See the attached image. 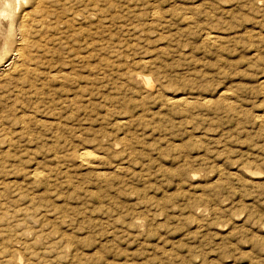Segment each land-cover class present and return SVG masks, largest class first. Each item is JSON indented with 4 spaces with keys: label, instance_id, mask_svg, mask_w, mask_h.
<instances>
[{
    "label": "rangeland",
    "instance_id": "rangeland-1",
    "mask_svg": "<svg viewBox=\"0 0 264 264\" xmlns=\"http://www.w3.org/2000/svg\"><path fill=\"white\" fill-rule=\"evenodd\" d=\"M101 1L0 84V264H264V0Z\"/></svg>",
    "mask_w": 264,
    "mask_h": 264
},
{
    "label": "bare ground",
    "instance_id": "bare-ground-1",
    "mask_svg": "<svg viewBox=\"0 0 264 264\" xmlns=\"http://www.w3.org/2000/svg\"><path fill=\"white\" fill-rule=\"evenodd\" d=\"M93 0H90V2ZM101 1V0H100ZM104 1V0H103ZM69 0H0V84L3 85V88L7 93L11 95L13 103H16L17 100L24 94H37L38 82L45 75L49 79L56 78V73L60 72L62 67L56 64H50V60H47L45 57L51 56V48L45 45V37L51 35V32L54 29H59V26L62 25L63 28L65 24H69L70 20H76L79 18V14H83V18L90 19L92 16H87L84 10L76 11L74 8L68 6L70 18L66 16L65 22L59 16L58 8L61 7V10H66ZM72 2V1H71ZM81 2V1H80ZM96 2V1H95ZM102 2V1H101ZM67 3V4H66ZM94 3V2H92ZM105 3V2H104ZM90 4H85L84 7H89ZM111 6V5H110ZM83 7V8H84ZM97 5L93 4V10L96 11ZM20 12L19 16L16 15L17 9ZM101 9V8H100ZM89 10V9H88ZM101 11V10H100ZM99 11V12H100ZM116 11V10H115ZM61 12V11H60ZM117 12V11H116ZM81 14V15H82ZM91 14V13H90ZM67 15V14H66ZM95 15V14H94ZM160 15V14H159ZM98 16V15H97ZM101 16V15H100ZM81 17V16H80ZM94 17V16H93ZM61 18V19H60ZM82 18V17H81ZM92 21V19H91ZM100 20H98L99 22ZM93 22V21H92ZM97 22V23H98ZM79 23V22H78ZM99 25V24H98ZM60 26V28L62 27ZM103 26V25H102ZM67 27V26H66ZM71 27V26H70ZM73 27V25H72ZM71 27V28H72ZM80 27V26H79ZM82 27V26H81ZM80 27V28H81ZM101 27V26H100ZM69 28V26H68ZM74 28V27H73ZM72 28V29H73ZM105 28V27H104ZM62 29V28H61ZM71 29V30H72ZM83 30V28H81ZM108 29V28H107ZM74 30V29H73ZM87 30V29H86ZM60 31V30H59ZM65 31V30H64ZM83 32V31H82ZM63 34V32H62ZM53 35V34H52ZM58 39L62 38L61 34L58 33ZM70 36V35H69ZM89 36V35H87ZM79 37V36H78ZM57 38V37H56ZM211 38V37H210ZM54 39V38H53ZM85 39V38H84ZM49 40H52L51 37ZM211 40V39H210ZM212 42H215L217 39L212 38ZM55 41V40H54ZM105 41V40H104ZM71 43V42H70ZM84 43V42H83ZM85 43L86 40H85ZM67 44V42H66ZM50 45V43H49ZM80 47V46H78ZM102 46L100 45V48ZM102 49V48H101ZM69 50V49H67ZM72 51V49H70ZM81 51V50H80ZM54 52V51H53ZM60 52V51H59ZM73 52V51H72ZM61 53V52H60ZM67 54V53H66ZM70 55V54H68ZM73 55V54H72ZM71 56V55H70ZM78 56V55H77ZM80 56V55H79ZM59 57V56H57ZM76 57V56H75ZM82 59L85 56H81ZM52 58V57H51ZM72 59V58H71ZM55 61V60H54ZM77 61V60H76ZM53 63V62H52ZM68 63V62H67ZM81 64V63H80ZM75 65V64H74ZM78 65V64H77ZM82 66V65H81ZM44 67V68H43ZM75 67H78L75 65ZM88 67V66H87ZM42 68L45 69L42 71ZM86 68V67H85ZM57 71H56V70ZM64 69V68H63ZM101 69V68H100ZM71 71V70H70ZM69 71V73H70ZM78 71V70H76ZM80 71V70H79ZM100 71V70H99ZM68 72V71H67ZM72 72V71H71ZM63 73V72H62ZM104 74V73H102ZM61 75V74H59ZM63 76L65 74H62ZM67 75V74H66ZM65 75V76H66ZM133 76V74H131ZM70 76V75H69ZM74 76V75H73ZM72 77L73 79H76ZM77 76V75H76ZM105 76V75H104ZM44 77V78H45ZM67 77V76H66ZM87 77V76H86ZM64 78V77H63ZM81 78V77H80ZM83 76V80H84ZM89 79V78H88ZM87 79V80H88ZM44 80V79H43ZM54 80V79H53ZM48 81V80H47ZM46 81V83H47ZM50 81V80H49ZM52 81V79H51ZM62 81V80H61ZM73 81V80H72ZM77 81V80H76ZM143 81L146 83L147 87L150 86L149 80L145 77ZM42 82V81H41ZM58 82V81H57ZM60 82V81H59ZM65 82V81H64ZM68 82L69 79H68ZM56 83V81L54 82ZM62 83V82H61ZM67 83V82H66ZM85 83V81H84ZM29 84V85H27ZM53 84V83H52ZM49 85V84H48ZM60 85V84H58ZM149 85V86H148ZM27 86V88H26ZM54 86V85H53ZM69 86V84H67ZM72 86V85H71ZM80 86V85H79ZM66 87V86H65ZM26 88V89H25ZM42 88V87H41ZM73 88V87H71ZM80 88V87H79ZM78 88V89H79ZM2 89V88H1ZM59 89V88H58ZM83 89V88H82ZM145 89V88H144ZM148 89V88H147ZM149 89H152L149 87ZM4 90V91H5ZM52 90V89H51ZM81 90V88H80ZM154 90V89H153ZM54 91V90H52ZM148 91V90H146ZM26 92V93H25ZM58 92V90H57ZM62 92V91H61ZM60 92V93H61ZM66 92V91H65ZM74 92V91H73ZM150 93V91H148ZM147 92V93H148ZM51 93V92H50ZM72 93V92H71ZM78 93V92H76ZM152 93V90H151ZM8 94V95H9ZM32 94V95H31ZM43 95V94H41ZM34 96V95H33ZM47 96V95H46ZM52 96V95H51ZM65 96V95H64ZM66 97V96H65ZM38 98V97H37ZM36 98V99H37ZM57 98V97H56ZM91 98V97H90ZM4 99V98H3ZM29 99V98H28ZM55 99V98H54ZM58 99H60L58 97ZM73 99V98H72ZM181 99L176 100L177 103L183 101ZM24 100V99H23ZM30 100V99H29ZM39 100V99H38ZM65 100V99H64ZM74 100V99H73ZM89 100V99H88ZM20 101V100H19ZM67 101V100H66ZM71 101V98H70ZM80 101V100H79ZM90 101V100H89ZM88 101V102H89ZM69 102V101H68ZM72 102V101H71ZM76 102V101H75ZM78 102V101H77ZM83 102V101H82ZM91 102V101H90ZM210 102V101H209ZM11 103V102H10ZM46 103V102H44ZM73 103V102H72ZM71 103V104H72ZM8 104V103H7ZM90 104V103H89ZM20 105V103H19ZM76 105V103H75ZM43 106V105H42ZM66 106V105H64ZM69 106V105H68ZM81 106V105H80ZM17 107V106H15ZM86 107V106H84ZM186 107V106H185ZM66 108V107H65ZM70 108V107H69ZM83 108V107H82ZM48 109V108H47ZM54 110V108H53ZM8 111V110H6ZM5 111V112H6ZM12 112V111H11ZM19 113H21L19 111ZM73 113V112H72ZM17 114V113H16ZM30 114V113H29ZM34 115V114H32ZM53 115V114H52ZM87 114H85L86 116ZM23 116V115H22ZM27 116V115H24ZM23 116V117H24ZM59 116V115H58ZM68 116V115H67ZM20 117V116H19ZM15 118V117H14ZM34 118V117H33ZM58 119V118H56ZM21 120V119H20ZM23 120V119H22ZM35 120V119H34ZM40 121V120H38ZM1 122V121H0ZM65 122V121H64ZM55 123V122H54ZM78 123V122H77ZM7 124V123H6ZM51 124V122H50ZM15 125V124H14ZM54 126V125H53ZM3 127V126H2ZM22 127V126H21ZM62 127V126H61ZM68 127V125H67ZM71 127V126H70ZM24 128V127H22ZM64 128V127H63ZM9 129V128H8ZM2 130V129H1ZM4 130V129H3ZM71 130V129H70ZM74 130H76L74 128ZM5 131V130H4ZM11 131V130H10ZM73 131V130H72ZM3 132V131H2ZM6 134V133H5ZM3 135V134H2ZM6 138V137H5ZM10 140V139H9ZM5 146V145H4ZM127 147V146H126ZM10 148V146H9ZM8 148V150H9ZM76 153V152H75ZM79 153V152H78ZM67 154V153H65ZM71 156V154H68ZM56 156V155H55ZM58 158L60 156H57ZM63 157V156H62ZM61 158V157H60ZM59 158V159H60ZM78 158L86 162L90 159L93 161V155L87 150H81L78 154ZM93 158V159H92ZM72 159V158H70ZM97 159V158H96ZM185 160V159H184ZM60 161V160H59ZM23 162V161H21ZM62 162V160H61ZM97 162V161H96ZM87 163V162H86ZM89 164V163H88ZM97 164V163H96ZM60 166V165H59ZM3 168V167H2ZM37 169V168H36ZM118 169L119 166H118ZM39 170V169H38ZM34 171V170H32ZM31 172V171H30ZM33 173V172H31ZM38 173V172H37ZM34 173L35 178L42 177L40 173ZM58 173V172H57ZM5 176V175H4ZM38 178V179H39ZM43 178V177H42ZM4 183V182H3ZM4 189V188H3ZM14 213V212H13ZM28 214V213H27ZM44 217V216H43ZM4 224V223H3ZM37 241V240H36ZM14 251V250H13ZM5 260H3L4 262ZM14 263V262H13ZM16 264V263H15ZM19 264V263H18Z\"/></svg>",
    "mask_w": 264,
    "mask_h": 264
}]
</instances>
